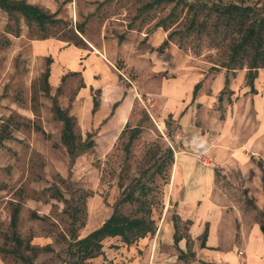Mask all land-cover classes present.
Returning a JSON list of instances; mask_svg holds the SVG:
<instances>
[{"label": "rangeland", "instance_id": "1", "mask_svg": "<svg viewBox=\"0 0 264 264\" xmlns=\"http://www.w3.org/2000/svg\"><path fill=\"white\" fill-rule=\"evenodd\" d=\"M26 1L55 13L65 24L49 29L50 39L38 40L22 22L21 34L16 37L6 32L9 19L0 10V264H72L76 258L69 251L70 230L79 229L82 214L73 224L71 212L82 209L83 191L92 192L87 199L88 215L95 214L102 224L122 198V178L125 187L142 169L151 168L152 172L151 157L159 147L162 152L168 147L176 151L186 147L193 152L189 146L192 136L206 134L200 129V114L193 115L185 130L178 118L184 110L196 106L200 90L193 99V88L200 81V71L207 73L204 82L219 72L225 73L224 86L211 108L216 121L206 132L217 136L219 125L230 110L233 117L241 113L237 115L241 128L255 132L259 122L254 104L251 108L249 100L243 98V89L250 88L248 69L233 71L222 67L224 51L214 46L210 35L191 33L188 25L192 14L183 5L167 18L174 4L138 13L150 0ZM248 1L264 4V0ZM164 19H168L169 30L157 27ZM80 28L83 34L78 32ZM172 31L175 32L168 47L162 49ZM73 32L79 38L63 41L73 37ZM49 58L52 63L47 95L43 91V74ZM216 67L218 70H214ZM73 69L78 72L75 76L70 75ZM240 73L244 75L243 82L238 78ZM254 84L264 94V69L259 70ZM34 95L38 101L35 107ZM251 95L254 93L247 92V97ZM54 99L77 118L79 134L84 139L92 134L95 141L94 149L74 162L61 142L63 125L54 118ZM235 103H239L236 108ZM196 109H200V104ZM236 129L230 128V134L222 140L209 136L207 141L220 146L236 144ZM134 131H138V136L127 150ZM254 162L262 166L260 161ZM215 169L220 196L228 200V205L248 206L262 224L264 206L258 210L255 199H248L240 170L234 165ZM168 173L157 178L153 205L156 221L169 205L174 166ZM56 190L67 201L60 200ZM16 208L20 209V246L11 226ZM121 210L136 216L135 204H125ZM174 211L175 207L170 208L167 216L173 218ZM186 226L185 221L180 222L181 232L187 231ZM84 228L78 231L79 237L87 234ZM107 242V247L117 249L115 244L122 241L119 238ZM112 254L111 262L106 259L109 264L115 259Z\"/></svg>", "mask_w": 264, "mask_h": 264}, {"label": "crops", "instance_id": "2", "mask_svg": "<svg viewBox=\"0 0 264 264\" xmlns=\"http://www.w3.org/2000/svg\"><path fill=\"white\" fill-rule=\"evenodd\" d=\"M43 43L39 42V44ZM77 54L80 55V52ZM93 58L103 60L102 57L95 56ZM76 71L77 69H73L71 73H78ZM206 75V71H200V81L197 83L201 82L202 85L199 89L200 96L196 100V106L184 110V113L180 114L178 118L185 130L186 126L191 125L193 115L200 114L202 123L200 129L206 133L200 134L209 139L214 133L206 132L207 128H210L212 122L216 121L212 117L216 113L211 108L217 102V95L224 86L225 73L219 72L216 76H211L210 81L204 82ZM239 77L243 82V73H240ZM255 89L256 94L247 97V92H251V88L249 90L244 88L243 93L246 96L243 98L249 100L251 108L254 104L256 118L259 122L257 130L251 132V129L241 128L240 117L237 118V115L240 116L241 113H236L233 117L230 110L219 125V133L213 138L222 140L230 134L229 129L235 126L237 128L235 130L236 144L220 146L215 142L208 141L207 154L191 152L186 147L180 148L179 151L174 150L172 191L169 196V205L164 208L162 218L157 221L156 234L140 239L130 246L118 242L115 244L117 249L107 247V240H118L119 238H107L103 242V254L90 259L87 264H109L108 262L113 260L111 259L113 257L109 255L110 252L115 256L112 264H264V233L261 230V223L254 217V211L248 206H242L240 203L228 205V200L220 196L221 190L218 187L215 169V167L236 166L241 172L243 190H246L248 199H255L256 208L263 209L264 94L257 87ZM83 90H85L84 85ZM199 104L200 109H196ZM238 104L235 103L234 108ZM254 160L260 161L262 166H257ZM174 207L175 215L182 221L191 222L188 230L184 231L191 237L192 242L189 243V246L186 238L180 240L177 245L175 244V225L173 218L167 216L170 213V208ZM95 217L93 213L88 215L84 228L88 231L85 236L101 227L105 222L99 224V217L97 219ZM206 227L208 236L206 246L202 247L201 236ZM181 253L187 255L185 259H180ZM106 259L109 261L107 262Z\"/></svg>", "mask_w": 264, "mask_h": 264}, {"label": "trees", "instance_id": "3", "mask_svg": "<svg viewBox=\"0 0 264 264\" xmlns=\"http://www.w3.org/2000/svg\"><path fill=\"white\" fill-rule=\"evenodd\" d=\"M171 4H174V7L167 18L175 14L178 6L183 5L187 8L188 12L192 14L190 24L188 25L191 33L200 32L201 35L211 36L209 37L212 38L214 46L221 48L225 53V61L221 63L222 67L233 71L248 69L246 76L247 86L251 88V93L256 94L257 91L254 83L258 77L259 70L264 69V4L260 6L249 4L248 0H150L138 10V13L146 14L155 8ZM0 10L4 11L9 19L6 32L16 37H19L21 34L22 22L28 27L33 39L38 40L50 39L51 36L47 34L48 30L65 24L63 20L57 18L55 13H50L26 0H0ZM167 20L164 19L161 23H158L157 27L169 30L170 27L166 24ZM78 32L83 34L84 30L80 28ZM174 32L169 33L168 40L161 45L162 49L168 47L169 38L172 37ZM76 38L79 37L73 32V37H65L63 41L73 42ZM122 40L123 37H120V42ZM7 42L10 43V41ZM51 63L52 59L49 58L45 73L43 74V91L47 95L50 94L49 78ZM214 70H218V68L216 67ZM77 74L70 73L72 76ZM65 80L66 77H63L62 81L65 82ZM228 85L229 80L226 78L225 88ZM80 88H83V85ZM200 88L201 83H198L194 89V98L197 96ZM219 100H221V97ZM32 102L35 107L38 103L36 95L32 98ZM97 108L98 102H95L94 111ZM35 111H37L36 108ZM53 114L54 118L63 125L61 142L66 148L72 162L82 154L94 149L95 141L93 135L88 134L86 139H84L77 130V118L62 109L56 99L53 100ZM169 118V120L172 119L171 114ZM169 120L166 121V125H169ZM124 132L125 130L121 136ZM137 136L138 131H134L126 146L127 150ZM170 136L168 134V137ZM0 143H2L1 138ZM151 160L154 162L152 172L151 168L142 169L125 187V179L122 178L119 181V186L124 188L121 194L122 198L114 205L110 217L101 227L84 238H80L78 231L86 226L88 217L87 199L92 196V192L83 191L82 209H75L71 212L73 224L79 221V213L82 214L79 229L70 230L69 251L76 258L72 264H87L90 259L103 254V242L107 238H120L124 244L130 246L140 239L156 234L157 221L154 218L153 205L156 200L155 191L158 189L157 178L167 176L168 172L172 170L175 163V151L173 147H168L162 152L161 147H159L153 153ZM56 191L60 200L67 201L60 191ZM125 204L136 205V216L131 217L122 212L121 207ZM19 212V208L14 210L11 226L14 230L13 236L16 239V243L20 246L22 243L17 235ZM38 218L43 219L41 217ZM181 221L177 215H173L176 229L174 236L175 244L177 245L180 240L186 238L189 246L192 240L187 232H181ZM186 224L190 226L191 222L186 221ZM187 226L186 229L188 230L189 227ZM261 230L264 233V222L261 224ZM207 236L208 228L206 227L205 232L201 236L202 247L206 246ZM186 256L185 253H181L180 259H185Z\"/></svg>", "mask_w": 264, "mask_h": 264}, {"label": "clouds", "instance_id": "4", "mask_svg": "<svg viewBox=\"0 0 264 264\" xmlns=\"http://www.w3.org/2000/svg\"><path fill=\"white\" fill-rule=\"evenodd\" d=\"M189 146L193 149L194 152L198 154H207L208 141L205 137L195 135L192 136L189 141Z\"/></svg>", "mask_w": 264, "mask_h": 264}]
</instances>
